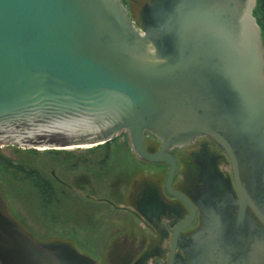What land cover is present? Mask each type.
<instances>
[{
    "label": "water",
    "instance_id": "obj_1",
    "mask_svg": "<svg viewBox=\"0 0 264 264\" xmlns=\"http://www.w3.org/2000/svg\"><path fill=\"white\" fill-rule=\"evenodd\" d=\"M256 0H0V143L67 148L125 131L168 162L173 145L211 136L227 153L235 224L203 218L166 264H264V40ZM147 131L161 142L149 153ZM245 181V183H244ZM256 214L255 221L248 212ZM1 264H103L61 238L40 239L0 194Z\"/></svg>",
    "mask_w": 264,
    "mask_h": 264
},
{
    "label": "flooded vegetation",
    "instance_id": "obj_2",
    "mask_svg": "<svg viewBox=\"0 0 264 264\" xmlns=\"http://www.w3.org/2000/svg\"><path fill=\"white\" fill-rule=\"evenodd\" d=\"M121 1L127 8L138 9L141 3V0ZM117 135L111 139L124 144V137L122 140L114 139ZM126 137L130 144L127 133ZM143 140L149 153L159 150L161 142L152 133L145 131ZM88 150L91 151L88 156L74 159L77 164L80 161L82 164L79 167L81 175L74 179V186L82 191V197L90 202V206H82L85 212L80 218L82 221L73 220L75 232L66 234L69 216L61 224L64 236L51 238L67 239L79 251L103 264H166L171 248L175 263L186 259L184 249L188 246L190 234L200 226L203 218L219 217L228 228L234 226L238 191L232 165L225 150L211 136L197 135L188 143L167 149L175 163L171 184L185 195L189 203L169 194L164 188L168 162L150 161L139 156L131 144L129 147ZM85 161L89 163L85 164ZM39 174L43 190L42 207L46 213L48 205L45 204L57 196L53 195L54 188L48 175ZM92 175L97 178L111 176L110 190L102 194L103 188L97 190L89 185ZM54 178L63 187L70 188L65 179ZM60 191V201L67 199L62 194L64 188ZM247 209L258 221L254 211L248 206ZM88 251L96 252V256Z\"/></svg>",
    "mask_w": 264,
    "mask_h": 264
},
{
    "label": "rangeland",
    "instance_id": "obj_3",
    "mask_svg": "<svg viewBox=\"0 0 264 264\" xmlns=\"http://www.w3.org/2000/svg\"><path fill=\"white\" fill-rule=\"evenodd\" d=\"M143 1L144 0H141V3ZM127 9L129 17L134 20L136 25H139L138 9L131 7ZM123 137L125 139L124 144H119L118 142L116 143V140H111L109 147H129L130 144L125 131H121L117 135V138L115 137L114 139L122 140ZM100 147H104V145H100ZM32 148L34 147L17 146L6 142L0 143L1 155L12 162V167H9L0 160V194L3 197L9 213L14 215L17 221L27 226L32 233L36 234V237L47 239L64 236L61 233V226H63L61 224L63 223V219L66 220L69 216H71L69 217L70 221L65 227H67L66 234L68 233L70 235L71 232H75L73 220H80L81 216L85 213L83 207L90 206V202L88 203L87 199L82 197V191H78L74 186V179L81 175V168H79L82 166V164H80L81 161L77 164L76 161L74 162L73 159L70 158L73 153H78L75 157L82 155L81 158H83L88 156L91 151L87 148L84 149L85 147H73L70 148L73 149L72 152L65 155V153H63L64 150L51 151L52 148H35V150H33ZM63 155L66 156V159ZM86 162L89 163V161H85L84 163L88 164ZM18 164L24 166L26 170L34 169L39 173L43 172L48 175V178L51 180L50 183L54 188L53 195L57 197L50 199L49 202L45 204V206L48 205V211L46 213L43 211L42 205L44 202L40 192L38 189L32 187L31 182L28 180V177H26V172L17 169ZM54 176L65 179L70 184V188L60 185ZM111 183V176H106V178H97L93 177V175L90 176L89 185L93 186V188L96 187L97 190H99L98 188H103L101 190L102 194L110 190L109 186ZM60 188H64L62 194L67 197V199L62 201H60L59 198L61 196ZM80 221H82V219ZM88 252L94 255L96 253L94 251Z\"/></svg>",
    "mask_w": 264,
    "mask_h": 264
},
{
    "label": "trees",
    "instance_id": "obj_4",
    "mask_svg": "<svg viewBox=\"0 0 264 264\" xmlns=\"http://www.w3.org/2000/svg\"><path fill=\"white\" fill-rule=\"evenodd\" d=\"M253 15L255 16L256 21L260 26L261 35H262V38L264 40V0H256V5L253 9ZM111 140H113V139H109V140L104 141L102 143L94 144V145L88 146L86 148L92 149L95 147H100V145H104V147H109ZM32 149L35 150V148H32ZM59 150H64L65 155H67V153L72 152L73 149H54V148H52L51 151H59ZM56 153H58V152H56ZM76 154H78V153H75V154L73 153L71 155L70 159H73V161H74ZM72 156H74V157H72ZM79 156H82V155H79ZM0 160L2 162H4L6 166L12 167V162L8 158H6L5 156L1 155V153H0ZM17 169L18 170L20 169L21 171L26 172V177H28V180H30L33 184H35L36 187L38 188V191L40 192V194L43 195L41 176H40L39 172L34 170V169L26 170L25 167L20 165V164L17 165Z\"/></svg>",
    "mask_w": 264,
    "mask_h": 264
},
{
    "label": "bare ground",
    "instance_id": "obj_5",
    "mask_svg": "<svg viewBox=\"0 0 264 264\" xmlns=\"http://www.w3.org/2000/svg\"><path fill=\"white\" fill-rule=\"evenodd\" d=\"M74 147H75V146H74ZM81 147H83V146H81ZM38 148L42 149V148H44V147H42V146H38ZM68 148H73V147H68Z\"/></svg>",
    "mask_w": 264,
    "mask_h": 264
}]
</instances>
